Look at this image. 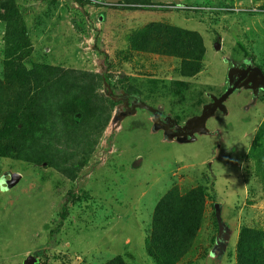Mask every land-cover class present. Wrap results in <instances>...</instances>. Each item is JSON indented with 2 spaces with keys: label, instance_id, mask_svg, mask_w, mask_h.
I'll return each mask as SVG.
<instances>
[{
  "label": "rangeland",
  "instance_id": "1",
  "mask_svg": "<svg viewBox=\"0 0 264 264\" xmlns=\"http://www.w3.org/2000/svg\"><path fill=\"white\" fill-rule=\"evenodd\" d=\"M19 3L32 39L30 67L106 73L110 84L100 83L98 93L115 99L114 91L121 102L107 103L104 128L95 125L84 151L81 143L75 158L58 159V167L0 157V264L30 257L36 264H105L115 256L157 264L146 242L159 199L173 188L184 194L201 185L204 220L177 264H237L241 228L264 230V185L250 155L264 122V92L234 91L227 113L217 110L194 140L169 137L155 113L140 107L131 113L127 96L184 125L224 93L231 64L252 59L264 70V0ZM150 22L201 33L207 51L197 75L181 76L177 57L130 50L131 35ZM2 51L0 36V78Z\"/></svg>",
  "mask_w": 264,
  "mask_h": 264
},
{
  "label": "trees",
  "instance_id": "2",
  "mask_svg": "<svg viewBox=\"0 0 264 264\" xmlns=\"http://www.w3.org/2000/svg\"><path fill=\"white\" fill-rule=\"evenodd\" d=\"M26 13L19 0H0L4 57L0 78V157L58 167V159L66 162L75 158L80 151L76 147L81 143L84 151L95 133L94 126L103 129L111 116L107 103L115 105L121 98L112 90L115 99L98 93L100 83L110 84L106 73L45 63L30 67L33 47ZM130 50L177 57L180 75L193 77L202 70L207 48L199 31L150 22L131 35ZM176 82L186 86L185 81ZM127 98L135 101L131 96ZM259 130L250 155L256 159L255 167L264 185V122ZM206 195L207 190L201 185L184 194L173 188L159 199L146 242L147 252L157 264H177L191 252L204 220ZM236 250L237 264H264V230L243 226ZM27 260L24 264H30ZM29 260L34 264L38 261L34 257ZM105 264L126 263L121 256H115Z\"/></svg>",
  "mask_w": 264,
  "mask_h": 264
},
{
  "label": "water",
  "instance_id": "3",
  "mask_svg": "<svg viewBox=\"0 0 264 264\" xmlns=\"http://www.w3.org/2000/svg\"><path fill=\"white\" fill-rule=\"evenodd\" d=\"M215 46L217 49L220 48L219 43H216ZM235 75H238L237 80H235ZM256 76H259L260 83L256 81ZM227 77L230 84L227 90L220 97L212 95V103H207L203 107L202 113L200 115H195L189 118L186 121L184 127H181L179 123H177L176 119L172 118L171 116L168 115L166 117L164 122H167L163 124V129H165L169 137H183L184 140H194V135L196 132L206 133L208 131L206 126L207 120L211 116H213L217 110H221L224 113H227L228 110L225 103L230 95L238 88L239 84L240 86L249 87L250 89H252L254 96L258 94L260 85L264 87V73L259 67L253 68L251 65H249L247 69H243L239 66L234 65L229 69ZM131 106V113L137 107H140L151 113H155L157 120H161L162 112L157 107L151 106L143 100H135L132 102ZM192 124H194V127L190 129ZM173 126L177 128V131H174L172 133L170 127ZM185 130H188L189 132ZM29 259L27 260V262H30V264H34V262Z\"/></svg>",
  "mask_w": 264,
  "mask_h": 264
},
{
  "label": "flooded vegetation",
  "instance_id": "4",
  "mask_svg": "<svg viewBox=\"0 0 264 264\" xmlns=\"http://www.w3.org/2000/svg\"><path fill=\"white\" fill-rule=\"evenodd\" d=\"M234 65H236V66H239V67H241V68H243V69H247L248 68V66L249 65H251L253 68H255V67H259V68H261L262 69V67L261 66H258L257 64H255L254 63V61L252 60V59H246L244 62H242V63H236V62H234L233 64H231L230 65V67H229V69L231 68V67H233ZM228 69V70H229ZM262 71H263V73H264V70L262 69ZM227 75H228V73H227ZM235 77V80H237L238 79V75H235L234 76ZM260 78H259V76H256V81L257 82H259L260 83V80H259ZM229 82H227V87H226V90H227V88L229 87ZM242 88H246V89H248V90H251L252 91V94H253V90L252 89H250L249 87H243V86H240V84H239V86H238V88L235 90V91H239V90H241ZM225 90V91H226ZM224 91V92H225ZM258 92L260 93V92H264V87L262 86V85H260L259 86V89H258ZM223 94V93H222ZM221 94V95H222ZM221 95H219L218 97H220ZM123 102V101H122ZM131 102H133V101H131ZM128 103L127 102V108H130L131 107V105H132V103ZM125 103V102H124ZM209 103H212V98H211V100H210V102ZM207 104V103H206ZM206 104H204L203 105V107L206 105ZM226 104V103H225ZM202 110H203V108H202ZM202 113V111L201 112H199V113H196L195 115H200ZM194 115V116H195ZM168 115H161V120H159L162 124H164V123H166V122H164V120L166 119V117H167ZM193 117V116H192ZM173 118V117H172ZM191 118V117H190ZM175 119V118H174ZM189 119V118H188ZM187 119V120H188ZM186 120V121H187ZM209 120V119H208ZM208 120H207V122H208ZM177 121V120H176ZM177 123H179L178 121H177ZM186 123V122H185ZM179 125H180V123H179ZM185 125V124H184ZM184 125H180L181 127H184ZM206 126H207V123H206ZM194 127V124H192V126H191V128L190 129H192ZM171 129H173V131H172V133L174 132V131H177V128L175 127V126H173V127H170ZM189 129V130H190ZM185 131H187V132H189L188 130H185ZM197 133V132H196Z\"/></svg>",
  "mask_w": 264,
  "mask_h": 264
}]
</instances>
